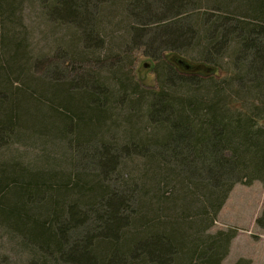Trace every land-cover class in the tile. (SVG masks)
Listing matches in <instances>:
<instances>
[{"label": "rangeland", "instance_id": "rangeland-1", "mask_svg": "<svg viewBox=\"0 0 264 264\" xmlns=\"http://www.w3.org/2000/svg\"><path fill=\"white\" fill-rule=\"evenodd\" d=\"M11 1L0 0V74L14 41L19 49L12 65L18 69L11 77H19L23 91L8 97L19 92V85L11 89L0 85V104L19 116L13 136L0 140V170L10 178L24 173L26 186L32 177L45 179L47 187L57 189L56 203L71 201L75 182L88 190L99 184L131 197L129 190L145 174L147 162L133 145L143 135L160 139L148 112L153 105L158 107L161 94L183 99L193 91L196 101L199 96L207 101L219 91L242 112L261 104L256 89L262 87L259 93L264 94V37L246 49L237 38L243 33L232 32L227 21L246 14L236 0H72L78 16L74 11L62 14V4L56 12L51 0H14L6 9ZM8 39L12 42L5 50ZM179 59L213 71L203 67L189 71ZM89 81L102 85L106 117L82 122L74 131L61 118L58 102L77 109L89 97L92 112L100 113L96 94L85 87L80 90L83 85L91 88ZM50 84L61 85L55 87L57 93L49 91ZM158 166L170 168L164 161ZM261 175L263 180L250 185H234L210 228L197 207L191 211L193 217L189 212L182 216L191 222V232L199 230L196 233L203 238L219 230L236 232L221 264H264V226L258 222L264 220ZM184 176L193 177L189 172ZM194 182L191 188L202 207L207 204V190ZM151 185L140 182L135 187L138 200L145 193L158 194ZM160 186V191L173 189ZM37 206L27 204V217L38 221L50 217ZM0 215V264H30L34 249L13 221ZM87 230L88 226L78 229L79 234ZM200 253L194 264L203 263Z\"/></svg>", "mask_w": 264, "mask_h": 264}, {"label": "trees", "instance_id": "trees-1", "mask_svg": "<svg viewBox=\"0 0 264 264\" xmlns=\"http://www.w3.org/2000/svg\"><path fill=\"white\" fill-rule=\"evenodd\" d=\"M51 1L56 12L57 6L62 4V14L74 11L78 16L72 0ZM236 1L238 9L246 14L227 21V24L233 26V33H243L237 38L245 43L246 49L255 47L257 39L264 37V0ZM8 42L12 41L6 40L5 50ZM12 43L14 49L3 65L0 85L9 89L19 85L16 88L21 91L10 93L8 97L20 95L23 91L19 77H11L18 69L12 62L17 59L19 49L14 41ZM92 85L91 88L83 85L80 90L85 87L86 92L96 94L100 113L92 112L94 105L89 97L85 105L77 109H73L69 102H58L61 118L74 131L82 122L97 119L101 122V118L106 117L104 101H101L104 96L102 85L97 81ZM56 86L61 85H51L49 91L57 93ZM62 87L68 92L67 86ZM261 89H256L261 104L243 112L219 91L210 94L207 101L200 96L196 101L197 94L193 91L183 99H175L171 93L160 95L162 100L158 107L151 105L148 112L160 139L143 135L133 145L138 149V155L147 160L145 174L134 180V185L137 187L140 182L152 184L157 191L155 194L158 193L156 196L145 193L143 199L138 200L135 187L129 190L131 197H124L99 184L88 190L75 182L70 189L71 201L56 203L57 189L47 187L45 179L32 177L26 186L21 179L24 173L10 178L0 170V214L2 219L13 221L22 239L34 249L30 264H194L195 255L200 252L203 263L199 264H221L236 232L219 230L203 238L196 233L199 230L191 232V222L182 216L189 212L190 218L193 217L191 211L197 207L201 220L207 221L210 228L236 183L250 185L255 179L263 180L264 94L259 93ZM9 113L1 103L0 140L12 137L13 130L18 127V114ZM157 149L162 152L156 153ZM108 151L102 155L105 157ZM168 152L169 159L166 157ZM162 161L170 168L159 167ZM188 172L193 176L191 179L184 176ZM131 182L128 181L127 185ZM193 182L207 190V204L202 207L196 191L191 188ZM162 183L173 189L160 191ZM29 202L38 204L36 208L45 210L43 212L50 217L31 220L29 215L27 217ZM258 222L264 226V220L258 219ZM192 223L197 225V221ZM86 226L88 230L79 234L78 229Z\"/></svg>", "mask_w": 264, "mask_h": 264}, {"label": "water", "instance_id": "water-1", "mask_svg": "<svg viewBox=\"0 0 264 264\" xmlns=\"http://www.w3.org/2000/svg\"><path fill=\"white\" fill-rule=\"evenodd\" d=\"M179 63L183 64L185 66V68L189 69V70H194V69H200L203 66L201 65H192L191 63L186 62L184 59H179L178 60ZM202 69H206L208 71H213L212 67H203Z\"/></svg>", "mask_w": 264, "mask_h": 264}]
</instances>
